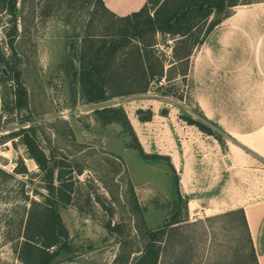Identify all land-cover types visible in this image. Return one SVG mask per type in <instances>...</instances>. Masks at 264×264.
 I'll list each match as a JSON object with an SVG mask.
<instances>
[{
  "label": "rangeland",
  "instance_id": "1",
  "mask_svg": "<svg viewBox=\"0 0 264 264\" xmlns=\"http://www.w3.org/2000/svg\"><path fill=\"white\" fill-rule=\"evenodd\" d=\"M244 5L248 4H238L231 11ZM16 7L15 58L6 45L9 17L0 10V52L17 70L25 101L24 108L1 112L3 103H12L14 85L11 79L1 80L0 264H24L18 258V247L27 211L32 201H41L46 193L44 174L27 157L20 136H2L26 127L47 158L54 194L58 196L60 191L68 197L65 202L54 199L66 236L46 264H135L145 232L170 219L176 222L160 238L156 264H254L241 214L238 208L229 207L233 196H264V163L242 168L232 182H227V175L219 181L221 154L205 138L209 142L201 151L194 148L193 155L196 166L203 159V178L220 183L219 197L200 205L211 210L192 212L194 206L187 209L170 157L151 149L145 152V141L136 136L132 120L136 109H149L156 115L169 111L181 125L185 122L180 115L203 121L196 114L189 69L193 50L213 15L182 40L154 35L162 76L150 81L144 93L89 103L81 96L76 77L80 55H89L98 39L93 44L84 36L88 31L98 38L118 28L120 21L101 13L96 0H15ZM186 52L190 53L186 60H177ZM2 73L7 76L3 69ZM104 106L120 107L131 130L120 122L98 120L93 110ZM203 122L214 131V139L221 137ZM146 135V141L164 140L153 129ZM197 137L204 139L203 134ZM151 154L160 156L148 157ZM18 161L25 174L13 173ZM207 185L196 189L201 191Z\"/></svg>",
  "mask_w": 264,
  "mask_h": 264
},
{
  "label": "crops",
  "instance_id": "2",
  "mask_svg": "<svg viewBox=\"0 0 264 264\" xmlns=\"http://www.w3.org/2000/svg\"><path fill=\"white\" fill-rule=\"evenodd\" d=\"M102 1L105 8L117 16L136 11L145 2ZM189 72L195 105L221 137L214 139L193 125H181L169 111L165 116L153 113L145 122L134 116L132 120L137 128L136 136L145 141V152L151 149L170 157V166L177 175L187 209L192 204V212H195L211 210L200 205L219 197L220 183H210L203 178V159L201 157L196 166L193 155L194 148L201 151L203 144L209 142L205 138L210 139L221 154L217 163L219 181L222 175H227V182H232L242 168L255 162L264 163V3L233 9L214 25L193 50ZM152 129L154 134H162L164 140L146 141V132L151 133ZM197 134H203L204 139ZM207 183V188L196 189ZM230 201L233 205L229 208L242 211L256 264H264V196L252 199L244 193L238 198L233 196Z\"/></svg>",
  "mask_w": 264,
  "mask_h": 264
},
{
  "label": "trees",
  "instance_id": "3",
  "mask_svg": "<svg viewBox=\"0 0 264 264\" xmlns=\"http://www.w3.org/2000/svg\"><path fill=\"white\" fill-rule=\"evenodd\" d=\"M240 1L242 0H145L138 10L124 16H117L105 8L102 0H96L101 13L109 15L114 21H120L121 24L118 28L111 29L106 34H100L101 36L98 38H92L93 35L88 31L86 32L84 36L86 41L94 44L93 39L98 40H96L97 43L89 55H80L76 80L79 84L81 96L85 102L96 103L121 95L144 93L150 81L154 78L158 80L162 76L161 64L157 61L158 57L154 52L155 42L152 40L156 33L169 37L178 36L180 38L175 41L182 40L191 32L193 27L199 22L206 21L209 15L212 14L213 18L209 19L204 27L202 38L199 39L198 44H200L211 28L231 13L232 7L238 4L261 2L260 0H245V2L239 3ZM262 1L264 2V0ZM15 9V0H0V10H3L9 17L6 45L14 58L13 35L17 20ZM103 28L105 30L108 28L104 22ZM189 56L190 53L186 52L177 60H180V58L186 60ZM2 69L7 74L6 77H3ZM6 79H11L14 82V85H11L13 100L12 103H3L1 112H12L24 108V91L18 80V72L13 69V65H9V62L3 58L0 52V88L3 85L1 80ZM0 96L1 100L4 101L2 91ZM93 113L104 124L115 121L130 128L120 107L104 106L94 109ZM164 113L161 111L160 115ZM135 114L140 122L149 121L152 115L149 109H136ZM196 114L205 121L199 111ZM180 118L186 124L195 126L202 133L210 136L215 135L210 126L203 121L193 119L188 115H180ZM210 125L215 128L213 124ZM29 128H18L2 136H20L27 157L32 159L38 170L44 174L46 193L42 196L41 201H32L27 211L22 234L23 240H21L18 247V258L24 264H46L57 253L66 236L54 199L65 202L68 197L60 191L58 196L54 194V187L51 182L52 171L47 164L46 156L30 135ZM137 145L139 146L138 143ZM140 152L142 155L147 156L141 150ZM156 155L151 154L148 157L154 158ZM12 171L16 174L26 173L21 161L14 165ZM238 210L251 246L253 261L256 264L243 214L241 209ZM175 222L170 219L162 226L145 232V242L135 264L157 263L160 238L167 226ZM50 247H52V251H48Z\"/></svg>",
  "mask_w": 264,
  "mask_h": 264
},
{
  "label": "water",
  "instance_id": "4",
  "mask_svg": "<svg viewBox=\"0 0 264 264\" xmlns=\"http://www.w3.org/2000/svg\"><path fill=\"white\" fill-rule=\"evenodd\" d=\"M15 15L18 16V9H17V7L15 9Z\"/></svg>",
  "mask_w": 264,
  "mask_h": 264
}]
</instances>
